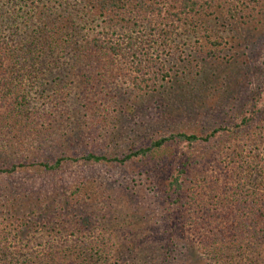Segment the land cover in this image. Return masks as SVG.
<instances>
[{"label": "trees", "instance_id": "obj_1", "mask_svg": "<svg viewBox=\"0 0 264 264\" xmlns=\"http://www.w3.org/2000/svg\"><path fill=\"white\" fill-rule=\"evenodd\" d=\"M248 9L246 0H0V141H7L13 148L32 142L44 143L53 134L56 140L72 138L74 133L79 137L85 131L89 139H94L89 123L93 124L76 121L75 106L85 110L84 118L92 115L88 113H92L96 104L98 109L102 106L104 114H109L110 109L114 112L118 103L115 99L121 95L109 86L108 76L114 78V70L126 68L129 84L122 87V93L143 92L149 88L150 78L159 72L155 63L160 54L173 51L182 43L188 55L193 52L197 56L217 58L221 42L213 19L223 16L227 22L230 18L227 25L232 32L235 15L246 19L253 13ZM105 88L109 92L106 90L103 95ZM37 103L42 108L33 105ZM256 110L263 116H258ZM254 135L260 143L264 142L261 108L250 111L239 125L214 130L206 136L171 134L139 150L114 157L92 150L73 156L72 150H66L54 159H34L30 166L53 178L62 173L68 162L124 165L131 160L145 159L171 143L207 146L211 156L219 152L220 144L229 147V142L237 139L236 145L241 150L236 154L240 157L237 167L230 170L229 176L224 174L219 184V179L211 181L209 192L195 191L193 195L197 196H190V201L185 202L194 210L204 208L201 218L188 222L191 227L188 239L199 235L206 254L215 260L219 256L223 264H264V151L259 154L254 147L256 152L250 151L251 160L242 156L244 145H254L247 140ZM257 157L263 163L254 174L250 163ZM24 166H2L0 174H13ZM244 167L248 173L251 171L246 178L253 181V189L244 192L238 186L229 191L230 186L224 185L230 178L240 180ZM184 175L185 170H180L178 176H171L169 185L170 189L174 188V204H179L183 197L180 180ZM65 186L80 205L81 199L83 202L90 199L96 208L101 197L110 199L95 181L82 180L77 185L74 182ZM62 190L55 188L52 197L58 191L57 197H68L67 190ZM213 191L219 194L211 196ZM11 193L0 190V264H100V257H88L86 250L81 249L85 256L82 258L75 246L55 248L50 243L42 245L41 253L28 250L27 254L19 255L29 246L23 243L22 236L32 221L25 219L23 210L18 213L13 209L17 202ZM201 195L207 198L200 206L197 199ZM57 201L58 198L52 199V203ZM66 204L72 203L67 200ZM47 229L49 233H57L55 228ZM70 229L73 228L69 225L63 228L64 232ZM90 248L96 256L100 255L99 248Z\"/></svg>", "mask_w": 264, "mask_h": 264}, {"label": "rangeland", "instance_id": "obj_2", "mask_svg": "<svg viewBox=\"0 0 264 264\" xmlns=\"http://www.w3.org/2000/svg\"><path fill=\"white\" fill-rule=\"evenodd\" d=\"M246 3L253 13L246 19L236 14L232 32L227 25L230 18L227 22L223 16L213 19L221 42L217 58L197 56L192 51L188 55L180 43L177 49L160 54L155 63L159 72L150 78L149 88L135 93H122V87L129 84L126 68L114 70V78L108 76L109 86L113 88L111 91L118 90L121 94L115 99L118 103L114 112L110 109L109 114H104L102 106L98 109L96 104L92 113H88L92 115L84 118L85 110L75 106L76 121L91 122L94 139H89L85 131L84 137H76L74 133L72 138L56 140L53 134L44 143L13 148L7 141H0V168L25 165L13 174H0V190L12 192L17 202L13 209L18 213L23 210L25 219L32 221L22 236L23 243L30 247L22 249L19 255L27 254L28 250L41 253L42 245L50 243L55 248L75 246L82 258L85 256L81 251L86 250L88 257H100V264H223L219 256L215 260L206 254L199 235L188 239L191 229L188 222L202 217V200L207 197H198L201 208L195 210L185 202L190 201V196H197L193 195L195 191L209 192L211 181L219 179V184L224 174L229 176L230 170L237 167L240 157L236 154L241 151L237 139L229 142V147L220 144V154L213 148L218 153L211 156L207 146L171 143L145 159L124 165L68 162L62 173L53 178L30 164L34 159H54L66 150H72L73 156L91 150L108 157L121 156L146 147L159 137L178 133L206 136L214 130L232 128L254 108L264 110V0H246ZM106 90L102 91L103 95ZM33 105L42 108L40 103ZM247 140L254 145H244L243 157L251 160L250 151L256 152L255 148L259 154L263 153L264 142L256 140V135ZM262 163L258 157L250 163L254 174ZM180 170H185L180 180L183 197L179 204H174V188L170 189L169 184L171 176H178ZM240 173V180L230 178L224 185L230 186L229 191L238 186L244 192L253 189V181L246 178L251 171L248 173L244 167ZM82 180L95 181L110 199L101 197L96 208L90 199L84 202L81 199L82 206L75 202L65 185L74 182L77 185ZM55 188L67 190L68 197H57L59 191L52 197ZM216 194L219 192L213 191L211 196ZM54 198L59 201L52 203ZM67 200L72 204L67 205ZM67 225L73 229L64 232ZM48 227L55 228L57 233H49ZM94 246L100 249L99 256L91 250Z\"/></svg>", "mask_w": 264, "mask_h": 264}]
</instances>
